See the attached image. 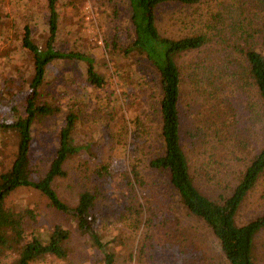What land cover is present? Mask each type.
Segmentation results:
<instances>
[{
	"label": "rangeland",
	"instance_id": "1",
	"mask_svg": "<svg viewBox=\"0 0 264 264\" xmlns=\"http://www.w3.org/2000/svg\"><path fill=\"white\" fill-rule=\"evenodd\" d=\"M57 11V49L94 57L100 74L109 81L108 92L118 98L119 68L134 65L144 86L130 104L120 100V105L103 110L101 101L87 97L84 65L71 62L52 67L42 89L41 103L60 107V111L38 120L32 132L31 154L42 174L48 171L59 149L60 130L73 112L77 115L73 138L85 149L67 162L66 176L57 179L53 186L70 206H76L84 192L98 194L93 212L99 219V232L117 238V264H228L213 231L192 217L181 203L169 174L151 168V162L164 154L157 71L138 57L112 58L109 46L115 38L123 47L134 40L130 1L58 0ZM262 16L242 6V0H204L193 7L166 5L158 11L157 26L162 36L181 39L200 34L209 41L205 50L183 55L178 65L183 76L182 146L196 187L214 199L231 195L262 151L264 118L255 88L245 80L238 85L235 77L229 85L236 90L226 93L223 106L227 107L224 114L227 109L231 114L220 118L228 120L229 126L220 139L214 131L204 128V86L214 78L220 61L233 63L230 68L242 76L238 65L242 59L233 46L261 48L257 38ZM49 21V0H0V123L13 120V107L24 113L33 78L32 55L23 45L25 29L31 31L36 44L44 47ZM220 43L224 44L225 54L215 53L216 49L220 51ZM138 131L143 188L134 183L130 174V146ZM240 141H244L242 146ZM16 153V137L0 129V173L10 170ZM6 206L11 210H34L36 219H27L25 224L30 232L46 235L59 225L71 233L66 244L67 259L47 257L33 264H103V255L80 236L76 220L49 207L39 191L19 188L7 199ZM152 213L163 215L164 226L151 229L152 238L147 240L144 222ZM263 214L264 174L242 204L236 223L243 226ZM255 245L256 264H264V231ZM16 260V254L7 253L0 264H13Z\"/></svg>",
	"mask_w": 264,
	"mask_h": 264
},
{
	"label": "trees",
	"instance_id": "2",
	"mask_svg": "<svg viewBox=\"0 0 264 264\" xmlns=\"http://www.w3.org/2000/svg\"><path fill=\"white\" fill-rule=\"evenodd\" d=\"M129 1L134 40L127 47H123L119 45L118 38H115L109 46L112 47V58L138 57L148 61L157 71L161 91L159 109L164 154L151 162V168L169 174L170 184L177 191L181 203L192 217L203 221L213 231L220 242L221 252L228 264H256L255 243L257 237L264 231V214L243 226L237 225L236 217L248 194L256 187L264 174V144L262 151L246 169L231 195H219L218 199H214L206 196L196 187L191 175L189 160L181 142L180 104L183 97V76L178 59L183 55L205 50L209 41L206 36L200 34L181 39L167 38L160 34L157 26L158 11L162 7L166 5L193 7L204 0ZM57 2L58 0H49V36L44 47L36 44L32 39L31 31L28 28L25 29L23 45L32 55L33 78L29 85V93L25 98L24 113L17 107H13V120L0 123L1 131L15 136L17 141V153L10 170L0 173V259L7 253H12L17 255V260L13 264H33L47 257L65 260L69 256L66 244L70 240L71 233L68 229L57 225L51 233L46 235H39L35 230L30 232L25 224L27 219H36L34 210L26 208L18 211L6 206L7 199L14 191L19 188H31L45 196L49 207L70 215L76 220L80 236L91 248L103 255V264H117L115 248L117 238L99 232V219L93 212L98 194L84 192L80 195L78 204L70 206L61 200L53 186L57 179L66 176L67 162L85 149L76 144L73 138L77 115L73 112L68 115L59 133V149L44 175L32 158V132L38 120L60 111V107L54 108L41 103L42 89L49 71L57 64L72 62L84 65L86 90L89 92L87 97L101 101L104 104L103 110H107L110 105H120V100L130 104L132 98L140 95V88L144 86V83L141 79L142 75L134 65L119 68L117 76L121 96L118 98L115 93L108 92L109 81L100 74L94 57L77 51L63 52L57 49L59 32ZM242 6L251 9L257 15H263L257 38L261 41V48L248 49L234 45L233 48L238 58L242 59L238 63L242 68V76L235 75V69L230 68L234 65L233 63H228V60L220 61L221 58H218L220 67L214 74V80H208L204 86L206 94L205 105L202 106L205 110V115L203 113L204 128L214 131L212 133L220 139L225 135L224 131L229 126L228 120L220 121V118L227 108L223 107L226 104L224 101L226 93L236 90V87L229 85L230 80L235 77H238V85L243 84L242 80H245L255 88L264 118V0H242ZM219 49L220 51L216 49V54L225 52L223 43H220ZM227 114H231L230 109H227V113L223 116ZM135 135L134 143L130 146L133 159L130 174L134 183L143 188L145 184L138 165L139 131ZM240 144L242 146L244 141H240ZM161 218L164 219L162 214L152 213L145 220L144 227L148 229L147 240L152 238L151 229L164 226Z\"/></svg>",
	"mask_w": 264,
	"mask_h": 264
}]
</instances>
